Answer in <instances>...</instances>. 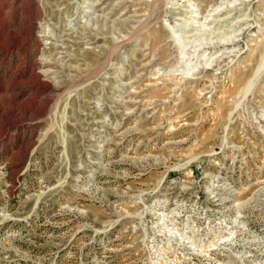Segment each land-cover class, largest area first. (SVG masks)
I'll use <instances>...</instances> for the list:
<instances>
[{"label":"rangeland","instance_id":"rangeland-1","mask_svg":"<svg viewBox=\"0 0 264 264\" xmlns=\"http://www.w3.org/2000/svg\"><path fill=\"white\" fill-rule=\"evenodd\" d=\"M0 264H264V0H0Z\"/></svg>","mask_w":264,"mask_h":264},{"label":"bare ground","instance_id":"bare-ground-1","mask_svg":"<svg viewBox=\"0 0 264 264\" xmlns=\"http://www.w3.org/2000/svg\"><path fill=\"white\" fill-rule=\"evenodd\" d=\"M215 11H217V9L210 10L208 13H211V14H212V13H214ZM208 13H207V14H208ZM207 16L210 17L211 15L208 14ZM207 16L204 17V21H206V17H207ZM195 18L197 19V17H195ZM193 29H194V28H193ZM188 71H189L188 69H184L183 71H181V73L188 74Z\"/></svg>","mask_w":264,"mask_h":264}]
</instances>
